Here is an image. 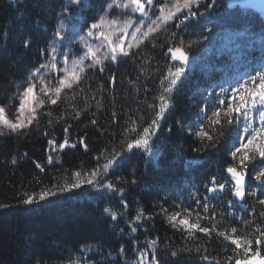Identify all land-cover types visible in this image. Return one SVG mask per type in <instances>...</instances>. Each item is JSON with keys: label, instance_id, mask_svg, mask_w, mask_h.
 Listing matches in <instances>:
<instances>
[{"label": "trees", "instance_id": "obj_1", "mask_svg": "<svg viewBox=\"0 0 264 264\" xmlns=\"http://www.w3.org/2000/svg\"><path fill=\"white\" fill-rule=\"evenodd\" d=\"M67 2L69 0H0V103L8 106L9 114L17 104L11 99L16 95L17 85L45 62V50L56 31L57 15ZM88 3L89 7L80 11L84 22L89 21L95 11L97 14L102 10L105 0H88ZM198 11L204 15L180 27L170 24L165 32L159 33L156 47L149 45L145 49L141 45L138 56L124 58V63L107 65L103 73L96 69L89 80L92 93H83L76 101L69 99L58 106L46 105L40 109L41 113L52 111V116L41 115L35 131L30 130L27 135L0 136V204L9 205L0 209V264H69L70 259L79 260L82 256L93 257L98 264H138V249L143 247L151 254L146 245L155 237L162 241L156 250L162 264H171L176 259L169 255L170 251L185 248L192 252H181L179 264H209L200 259L201 255H209L211 264L217 261L224 264L232 254L226 251L232 246L219 238L210 246L206 243L207 237L201 241L186 240L168 226L161 213L162 206L169 212L181 211L187 206L196 208L191 193L202 196L207 178L219 175L228 160L226 152L231 144L227 137L217 145L219 151L195 152L193 140L181 126H196L199 109L208 92L215 96L225 88L230 93L264 66V20L259 14L252 9H242L237 0H217L208 11L203 6ZM25 39L30 40L29 47H24ZM181 41L189 64L186 76L173 93L174 106L160 121V130L150 138L156 155L142 149L124 152V157L105 178L115 182L123 177L129 181L117 185L124 189L129 207L123 208L118 195L112 196L107 190L97 192L87 184L46 202L23 205L20 201L26 194L38 199L42 191H58L54 186L72 182L76 172L82 173L81 179L89 178L92 170L106 163L114 151H123L124 141L136 135H125L124 130L131 126V120L137 121L138 129L148 126L155 111L148 105H158L161 101L157 97L167 96L160 81L167 75L168 68L178 66V62L170 60L167 48L178 46ZM112 74L116 76L114 86L108 83V76ZM100 85L104 86V91L97 92ZM92 94H95L94 100ZM85 100L91 105L88 111L79 120L67 119L74 115L72 105L79 110ZM97 101L101 103L98 105ZM64 109H67L65 119L56 123L59 111ZM113 112L116 123H113ZM92 119L97 120L96 125L90 123ZM68 124L72 128L65 134L63 128ZM169 127L173 129L171 133L167 131ZM66 136L77 147L53 151L47 143L51 138L59 144ZM81 139L87 144V151L79 143ZM49 156L53 158L52 164L48 163ZM97 157L101 159L98 161ZM193 160L197 163H190ZM37 163L44 171L36 167ZM132 179L137 181L135 185L130 183ZM248 184L255 188L257 182L250 179ZM258 198H264L259 191L257 197H247L248 205L244 208L228 209L227 199L214 203L218 212L228 209L237 221L247 216L259 224L249 207L254 205L258 213L260 206L255 204ZM105 208L116 212L118 219L112 221L104 212ZM140 208L150 219L144 220L143 227L132 233L129 221ZM196 211L204 215L201 209L196 208ZM201 223L208 225L209 221ZM237 226L244 228L243 232L238 231L239 235L247 234L251 228ZM85 245L91 246V251L81 253ZM197 246L201 248L200 253L195 251ZM121 247L124 253L120 252ZM204 247H208L207 252L203 251Z\"/></svg>", "mask_w": 264, "mask_h": 264}, {"label": "snow or ice", "instance_id": "obj_2", "mask_svg": "<svg viewBox=\"0 0 264 264\" xmlns=\"http://www.w3.org/2000/svg\"><path fill=\"white\" fill-rule=\"evenodd\" d=\"M216 3L217 0H171V2L164 0L163 3H160V0H111L102 8L103 15L93 18L91 23H86L87 31L84 35L66 34L62 20L54 33V42L50 46V52L45 50V54L51 55V61L48 64H41L38 69L31 72L22 85H17L16 95L11 98L17 101L12 114H9L7 105L0 103V136L27 135L30 130L35 131L39 127L41 115L52 116V111L41 113L40 109L45 108L46 105L49 108L58 106L69 99L76 101L81 94L92 93V84L89 80L96 69L103 73L109 64L124 63L126 62L124 58L132 59L138 56L141 45H144L145 49L149 45L156 47L155 41L159 38L158 34L165 32L170 24L174 27L186 25L189 20L197 18L198 15H204L198 11L201 6L208 11ZM72 5L77 7L73 9ZM87 7H89L88 0H69L64 6L63 13H67V18L72 19ZM115 9H120L121 12L115 19H112L110 16L115 15ZM135 14L139 15L133 19L132 16ZM124 16L128 18L121 19ZM129 29L133 30L129 32ZM77 35H79L82 51L73 52L71 44ZM129 36L136 42L135 44L127 42ZM88 38L98 43H90ZM57 40L68 45L67 52L57 48ZM29 46L30 40L25 39L24 47ZM188 47L191 45L189 44ZM167 54L170 60L178 62V66L168 68L167 75L161 79L163 93L167 96H158L157 99L161 101L158 105H148L149 108L155 110L154 119L148 126L138 129L137 121L131 120V126L124 130L125 135L126 137L128 133H136V135L124 141L123 151L119 153L114 151L106 163L92 170L89 178L81 179L82 173L76 172L73 174L72 182L54 186L58 191L52 189L42 191L38 199L35 195L26 194V198L20 201L23 205L33 206L46 202L58 194L71 192L87 184L97 192L107 190V193L112 196L118 195L119 203L123 205V208L129 207L127 200L124 199V189L117 186L120 183L127 184L129 181L123 177L117 178L115 182L105 178L113 166L124 157V152L133 153L134 149H142L144 152L156 155L153 152L150 138L157 134L161 127L160 121L165 119L166 113L174 106L173 93L182 83V78L186 76V66L189 64V56L183 41L178 46L168 47ZM57 55L62 58L59 63L56 60ZM85 61H90V63H85ZM45 68H50L56 75L48 78L46 74H41L40 69ZM164 81L168 83L165 85ZM108 83L115 85V74L108 76ZM96 91H104V86L100 85ZM225 93L227 95H222ZM209 97H212V100H209ZM95 98V94H92L91 99ZM204 101V105L199 109L196 126L182 125L181 127L185 134L193 140L192 148L195 152H200L201 149L219 151L217 145L227 137L231 144L226 152L228 160L219 175L212 174L207 178L202 196L197 192L191 193L196 208L201 209L204 215L191 206L182 207L181 211L173 212H169L162 206L161 213L168 226L180 232L186 240L201 241L203 237H207L206 243L210 246L215 238H219L221 242L231 245L232 247L226 248V251L232 254L226 258L224 264H264V198H258L255 201V204L260 206L258 213L254 205L249 206L252 214L259 219V224L255 219L250 220L247 216L240 217L237 221L235 214L228 210L236 207L244 208L248 205L247 197H257L258 191L260 196L264 197V66L254 75L250 74L247 80L240 83L230 93L228 89L221 88V93L215 96L212 92H208L204 96ZM100 103L101 101H97L98 105ZM90 106L87 100L79 110L73 104L74 115L67 116V119L79 120ZM66 112L67 109L59 111L56 123L65 119ZM91 115L94 116L95 113ZM112 116L113 123H116V113L113 112ZM48 123L49 126L52 125L51 120ZM90 123L96 125L97 120L92 119ZM71 128L72 125L68 124L63 128V132L68 134ZM167 131L171 133L173 129L169 127ZM44 135L48 136V133L44 132ZM47 143L53 151H63L66 147H77L76 144L69 142L67 136L59 144L51 138ZM79 143L87 151V144L84 140L81 139ZM96 159L99 161L101 157ZM48 163H53L51 156L48 157ZM190 163L195 164L197 161L193 160ZM36 167L44 171L40 164L37 163ZM250 179L257 182L255 188L249 186ZM130 183L135 185L137 181L132 179ZM226 199L228 209L218 212L214 202H224ZM236 201L240 204L237 205ZM7 207L9 205L0 204V209ZM177 207L181 206L177 205ZM104 212L112 221L118 219L117 213L109 208H105ZM120 215L122 216L123 213ZM147 219L150 217L146 216L144 210L138 209L129 221L131 232L136 233L139 228L143 227V221ZM202 220H208L209 224H202ZM238 224L251 226L250 231L245 235H239L238 231L243 232L244 228H238ZM198 233L202 236L197 235ZM161 242L159 237L147 241L146 247L151 250V254L143 247L138 249V264H162L156 251ZM85 251H91V246L85 245L80 249L81 253ZM124 251L125 249L121 247L120 252L124 253ZM183 251L191 253L192 249L185 248L169 252L171 257L176 258L171 261V264H179ZM195 251L200 253L201 248L197 246ZM203 251L207 252L208 247H204ZM200 259L211 264L209 255H201ZM69 264H98V262L93 257L82 256L79 260L70 259ZM216 264L219 262L217 261Z\"/></svg>", "mask_w": 264, "mask_h": 264}, {"label": "rangeland", "instance_id": "obj_3", "mask_svg": "<svg viewBox=\"0 0 264 264\" xmlns=\"http://www.w3.org/2000/svg\"><path fill=\"white\" fill-rule=\"evenodd\" d=\"M111 0H105V4L103 7H105L107 5V3H110ZM164 0H160V3H163ZM169 2H171V0H169ZM237 2H239L237 0ZM68 4V2L66 3ZM64 4L62 9L59 11L58 15H57V19H56V29L59 27L61 21L63 20V23H64V32L68 35H72L73 33H79V35H84L87 31V28L85 27L86 23H91L92 22V19L93 18H98L100 15H103L104 13L101 11H99L97 14H96V11L93 13V15L89 18V21L87 22H84L82 19L84 18L82 13L79 12L77 13L74 18L72 19H68L67 16L68 14L67 13H63V9H64V6L66 5ZM73 9H75L77 6L75 5H72L71 6ZM87 9V8H85ZM121 10L120 9H115V15H111L110 18L112 19H115L116 16H118L120 14ZM129 15H132L131 13H129ZM139 14H135V16H132L133 19H136L138 17ZM128 17L127 16H124V17H121V19H127ZM133 29H129V32H131ZM79 35L76 36V39L72 42L71 44V47L73 49V52L77 51V50H81L82 51V46L80 45L79 43ZM89 39V42L90 43H98L97 41H93L91 40L90 38ZM54 42V35L51 36L50 40H49V43H48V51L50 52V46L53 44ZM128 43H132V44H135L136 42L133 41L131 39V36L128 37V40H127ZM56 46L57 48L60 50V51H63V52H67L68 51V45L65 44L64 42H59L58 40L56 41ZM46 61L43 62L42 64H48L50 61H51V55L47 54L46 55ZM56 60L57 62H61L62 61V58L57 55L56 57ZM85 63H90V61H85ZM41 65V64H40ZM39 65V66H40ZM110 65V64H109ZM39 66L36 68L38 69ZM36 69H34L33 71H35ZM32 71V72H33ZM40 72L41 74H46L48 78H51L52 76L56 75V73H53L51 71L50 68H45V69H40ZM26 80V79H25ZM24 82V81H23ZM23 82H21L19 85H22ZM16 107V106H15ZM14 107V109H15ZM14 109H12L10 115L12 114V112L14 111Z\"/></svg>", "mask_w": 264, "mask_h": 264}, {"label": "water", "instance_id": "obj_4", "mask_svg": "<svg viewBox=\"0 0 264 264\" xmlns=\"http://www.w3.org/2000/svg\"><path fill=\"white\" fill-rule=\"evenodd\" d=\"M240 5L243 8L256 9L264 19V0H240Z\"/></svg>", "mask_w": 264, "mask_h": 264}]
</instances>
